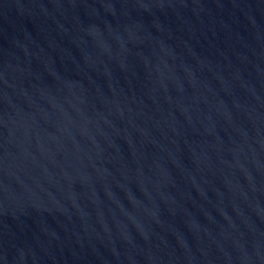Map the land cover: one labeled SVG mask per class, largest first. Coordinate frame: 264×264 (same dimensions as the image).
<instances>
[{
  "label": "water",
  "instance_id": "1",
  "mask_svg": "<svg viewBox=\"0 0 264 264\" xmlns=\"http://www.w3.org/2000/svg\"><path fill=\"white\" fill-rule=\"evenodd\" d=\"M0 264H264V0H0Z\"/></svg>",
  "mask_w": 264,
  "mask_h": 264
}]
</instances>
